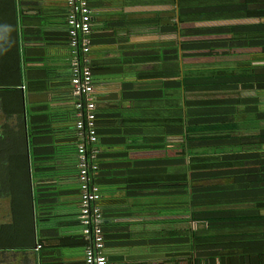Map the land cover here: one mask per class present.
Masks as SVG:
<instances>
[{
	"label": "trees",
	"instance_id": "1",
	"mask_svg": "<svg viewBox=\"0 0 264 264\" xmlns=\"http://www.w3.org/2000/svg\"><path fill=\"white\" fill-rule=\"evenodd\" d=\"M156 2L173 7L153 10L152 16L144 14L143 22L136 19L134 23H145L150 33L160 35L175 34L176 16L179 22H190L264 15V0ZM65 30L58 36L50 32L46 6L40 5L36 13H22L18 0H0V203L7 202L14 217L22 205L29 214L32 197L41 200L50 195L52 180L77 179L80 199L74 116L78 98L71 93ZM192 31L193 35L223 33L224 24H214L208 31L206 27L184 28L181 43L175 38L136 42L133 73L129 69L120 72L123 68L115 64L117 59L93 58L97 40L88 34L94 83L103 76L110 79L123 73L118 79L120 91L109 95L115 106L103 107L104 96L95 97L94 147H120L97 152L90 182L98 188V205L105 218L119 215L122 210L117 204L126 200L132 203L124 215L149 218L143 220L152 231L134 241L140 245L170 254L192 253L196 264H205L208 257L222 264H264V217L257 207L264 200L261 177L243 167L241 160H222L218 152L243 141L264 143V124L255 125L256 98H246L245 109L254 114L253 124L249 118L245 121L254 132L246 136L238 120L224 115L225 107L239 113L233 105L240 104V98L212 99V90L225 86L264 89V69L250 62L236 72L181 63V57L212 54L215 42L192 38ZM245 37L244 43H238L236 36L234 41L248 48L257 45L264 54V22L248 26ZM139 63L151 66L140 68ZM129 75L133 79L126 80ZM257 116L261 120L260 112ZM131 151L152 153L138 158ZM33 182L38 186L35 196L30 195ZM38 212L40 217L46 213L39 221L56 218L50 217L52 210ZM112 226L103 224L105 244L117 235L109 232ZM123 234L130 237V233Z\"/></svg>",
	"mask_w": 264,
	"mask_h": 264
},
{
	"label": "crops",
	"instance_id": "2",
	"mask_svg": "<svg viewBox=\"0 0 264 264\" xmlns=\"http://www.w3.org/2000/svg\"><path fill=\"white\" fill-rule=\"evenodd\" d=\"M88 3L92 7L89 37L93 34V38L97 40L93 44L94 51L92 57L101 61L105 59H117L115 64L123 68L120 72L124 73V71L126 72L129 69L133 73L136 68L137 65L133 62L135 52L132 47L136 42L142 44L144 41H165L175 38L181 43L184 39V28L206 27L208 31L209 28L212 29V25L214 24H224V32L212 34V32L208 31L207 33H197L196 35H193L194 31L191 33L192 38L214 41L215 43L212 44V54L198 55L190 58L181 57V63L186 62L187 65L189 64L192 68L196 69L209 66L227 67L236 72L238 68L246 66L250 62L252 66L264 69L262 48L257 45L249 48L243 47L237 45L234 41L236 36L238 43H244L247 38L245 36L247 35L248 26L263 23L264 15L254 17H249L248 15L225 16L224 21H209L206 19L207 21L190 22H179L176 16L174 19L176 31L172 36L169 34L150 33L145 23H134L136 19L142 20L144 14L150 17L153 15V10L172 8L173 6L171 5L167 7L166 5H157L156 0H88ZM18 4L21 6L22 13H36L39 11L40 5L46 6L47 10L50 11V32L57 36L65 34L67 27L65 22L67 5L64 0H18ZM176 4L175 2V7L177 6ZM113 27H116V30H114L115 28L112 29ZM219 41L220 43L223 41L224 44L222 46L220 44L216 45ZM139 50L142 51L141 48ZM150 66V64L146 63L138 64L140 68H148ZM123 73H120L118 77L110 79L103 76L101 81L99 79L98 83L95 82L97 84L93 80L95 97L97 94L104 96V99L100 101L101 106L109 107L116 105L109 95L112 92L120 91L118 79L123 76ZM125 79H133V75L126 76ZM249 97L256 98V103H254L257 108L255 125L258 128L264 124V89L238 85L235 87L225 86L224 89L217 91L212 90V99L225 98L224 100H234L240 98V104L233 105L239 113L236 114L234 111L229 112L230 110L228 111L225 107L224 115L228 119L231 117L233 120H238L241 131L244 134L243 136L254 132L251 129V124H253L251 119H253L254 114L245 109V106L249 105L246 104V98ZM66 106L67 104L63 105L64 108ZM258 112L262 116V121L258 120ZM248 118L251 124L245 123ZM113 147L118 148L120 146L100 144L96 149L97 152L109 151ZM219 149L220 151L218 152L222 160H241L243 161V164H241L243 167L252 168L253 172L261 177V182L259 183L262 189H264V143L258 144L249 140L247 142L243 141L240 146L230 147L229 145L226 149L223 147ZM151 153L152 151H131L130 155L141 158L150 156ZM109 158L114 159L113 157ZM35 184L34 182L31 184L30 195H36L35 192H37L38 186H35ZM43 190L46 191V188L43 187ZM50 193V195L45 194V198H41V200L33 199L32 197L29 214H27V208L24 205L18 206L15 217L11 215L7 202L3 201L0 203V264H84L86 240L82 233L83 225L79 219L80 199L77 179L50 181ZM117 194L119 193L117 192L115 195L117 196ZM48 197H50V201ZM131 203L132 200H126V203L117 204L119 206L117 208L122 210L119 215L109 218H105L102 215V231L103 224L109 222L114 224L111 229L109 228V232L117 234L116 236H112L107 244H105L104 238L105 264L197 263L196 257L193 254L186 256L175 253L170 254L164 250H151L145 244L140 245L134 242L144 236L148 237L152 229L149 224L144 223L145 220L143 219H147L148 217L124 215L123 210L127 209ZM98 207L101 212L100 205ZM257 207L259 214L264 217V200L258 202ZM44 209L52 210L50 217L55 215L56 218L39 221L46 213H43L40 217L38 211ZM123 233H130V237L128 238V234L125 235ZM124 239H130L133 242H125ZM205 264L222 263L217 259L208 257L205 260Z\"/></svg>",
	"mask_w": 264,
	"mask_h": 264
},
{
	"label": "built area",
	"instance_id": "3",
	"mask_svg": "<svg viewBox=\"0 0 264 264\" xmlns=\"http://www.w3.org/2000/svg\"><path fill=\"white\" fill-rule=\"evenodd\" d=\"M67 5L66 26L70 46L71 93L75 102L76 133L78 136V180L80 182V213L82 233L86 240L84 264H105L103 217L97 205L100 194L91 184V173L96 170L97 140L94 119V84L89 66L88 48L92 7L88 0H65Z\"/></svg>",
	"mask_w": 264,
	"mask_h": 264
},
{
	"label": "flooded vegetation",
	"instance_id": "4",
	"mask_svg": "<svg viewBox=\"0 0 264 264\" xmlns=\"http://www.w3.org/2000/svg\"><path fill=\"white\" fill-rule=\"evenodd\" d=\"M189 254H192V253L182 252V253H180L179 255L186 256V255H189ZM193 255H194V254H193Z\"/></svg>",
	"mask_w": 264,
	"mask_h": 264
}]
</instances>
